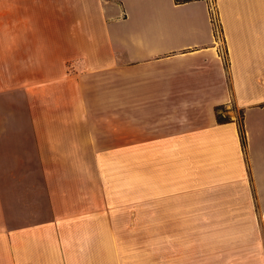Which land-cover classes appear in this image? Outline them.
<instances>
[{"label":"crops","instance_id":"obj_1","mask_svg":"<svg viewBox=\"0 0 264 264\" xmlns=\"http://www.w3.org/2000/svg\"><path fill=\"white\" fill-rule=\"evenodd\" d=\"M0 52V264H264V0H0Z\"/></svg>","mask_w":264,"mask_h":264},{"label":"rangeland","instance_id":"obj_2","mask_svg":"<svg viewBox=\"0 0 264 264\" xmlns=\"http://www.w3.org/2000/svg\"><path fill=\"white\" fill-rule=\"evenodd\" d=\"M217 26V24H216ZM217 31L219 32L218 28H217ZM4 53L5 52H0V59H2L4 57ZM31 52H28V55L30 56ZM0 71L2 72L3 71V64L1 63L0 65ZM219 113V116L221 118H224L223 115H227V112L228 111H223L222 112V109H219L218 111ZM240 123V122H239ZM102 169L104 171H106L107 173V176L110 178H114V174H115V166L116 164L115 163H104V164H99ZM111 180V179H110ZM113 180V179H112ZM113 184V183H112ZM125 199H130L131 196H124ZM146 195H141L140 198H141V205L139 206V211H136V214H135V219L136 220H139L140 222H146L148 221L149 219H153V215H156V219H163V213H155V214H152V213H149L148 212V206L146 203H142V199H146ZM125 215H127L125 213ZM159 217V218H158Z\"/></svg>","mask_w":264,"mask_h":264},{"label":"trees","instance_id":"obj_3","mask_svg":"<svg viewBox=\"0 0 264 264\" xmlns=\"http://www.w3.org/2000/svg\"><path fill=\"white\" fill-rule=\"evenodd\" d=\"M176 3H183V2H187V1H191V0H174ZM218 120L222 121L224 120V118H221L219 115H218ZM239 134H240V138H241V142L242 144L244 145L245 144V139H244V131H243V128L241 126V124L239 125Z\"/></svg>","mask_w":264,"mask_h":264}]
</instances>
